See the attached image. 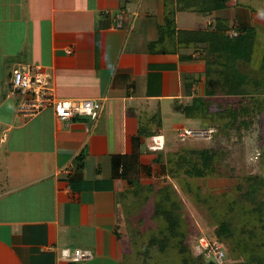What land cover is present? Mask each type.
Returning <instances> with one entry per match:
<instances>
[{"label": "crops", "instance_id": "obj_1", "mask_svg": "<svg viewBox=\"0 0 264 264\" xmlns=\"http://www.w3.org/2000/svg\"><path fill=\"white\" fill-rule=\"evenodd\" d=\"M224 1L214 0L209 12L176 8L175 29L205 30L215 17L227 20L229 35L237 25L251 26L255 69L264 8ZM170 2L176 4L0 0V264H124L132 205L164 184L179 192L181 177L220 173L221 148L185 143L177 133L184 127L232 133L246 95L208 91L199 52L160 35ZM156 9L157 31L148 35ZM179 12L191 13L190 23L180 25ZM19 64L48 72L58 97L98 102V117L62 120L51 107L19 116L16 97L7 93ZM153 136L160 148H149ZM120 156L114 172L112 157ZM76 248L90 250L91 259L65 258Z\"/></svg>", "mask_w": 264, "mask_h": 264}, {"label": "trees", "instance_id": "obj_2", "mask_svg": "<svg viewBox=\"0 0 264 264\" xmlns=\"http://www.w3.org/2000/svg\"><path fill=\"white\" fill-rule=\"evenodd\" d=\"M166 6L164 30L160 35L165 39L169 38L171 43H176L181 49L199 52L206 62L208 91L215 94L249 96L252 107L262 110L264 108V46L260 63L254 69L250 65L255 41L254 28L248 25H237L235 35H229L226 33V30L229 29L227 20L215 17L214 24L209 25L208 29H178L176 31L174 20L176 8L190 10L193 7L194 10L203 11L204 9L209 12L215 8L214 0H176L174 6L172 2ZM249 113L246 110V114ZM124 158L123 156L112 157L114 172H117L121 166V160ZM262 164L264 166V149L262 150ZM244 182L246 186L243 188L241 197L251 202L253 211H245L246 206H242L240 213L242 211L243 213L239 217L242 232H239L240 229L237 231V227L233 226L231 221L222 217L218 218L214 232L207 234L222 242L227 255V261L223 264H229V251L237 259L232 264H264L263 235L251 236V238L246 235L250 223L260 221L264 211V201L263 204L260 203L261 198H264V177L249 176L244 179ZM178 187L181 191V186ZM154 196L151 219L157 221L160 229L165 232L161 238L155 236L150 238L148 245L158 246L163 253L175 254L179 258L180 264H204L209 258L200 255L194 247L191 236L194 231H191L190 228V233L188 232V223L183 216L181 203L183 198H180L178 190L171 184H164L153 191ZM149 199L150 196L143 199L139 204L140 209ZM135 213L132 211V215ZM128 218L129 214L126 219ZM136 219L138 221L139 217ZM128 255L126 253L125 257Z\"/></svg>", "mask_w": 264, "mask_h": 264}, {"label": "rangeland", "instance_id": "obj_3", "mask_svg": "<svg viewBox=\"0 0 264 264\" xmlns=\"http://www.w3.org/2000/svg\"><path fill=\"white\" fill-rule=\"evenodd\" d=\"M235 0H225L224 2ZM251 4L256 9L264 8V0H236ZM231 13L230 7H228ZM225 14V13H224ZM191 13L179 12V24L190 23ZM160 11L156 9L154 18L150 21L148 35H153L157 30L153 23L159 19ZM189 20V22L187 21ZM242 95V94H240ZM251 97L246 96L244 112L238 120L232 133L226 132L223 135L213 127H195L204 131L202 136L191 138L185 141L189 144L207 143L211 147H219V155L223 161L220 173L216 176L205 177H181L176 179V183L181 186L178 192L183 198V216L188 223V232L194 231L192 241H196L197 234H212L216 227L218 218L224 217L237 227V231L242 232V224L239 221L242 206L245 211H253L250 201L241 197L243 188L246 186L244 179L249 176L264 177V166L262 164V150L264 149V108L258 110L252 107ZM249 104V105H247ZM246 110L250 113L247 115ZM244 120V121H243ZM243 121V122H242ZM218 148V149H219ZM183 190V191H182ZM183 193V194H182ZM261 197V196H258ZM262 202L264 198H261ZM155 196L145 203L140 209V205L132 207L136 213L126 219L128 221V233L130 232V253L124 257V264H180L179 258L173 253H163L158 246H149L150 238L153 236L161 238L164 235L163 229L157 221H152L151 210ZM138 221H136L138 218ZM191 226V227H190ZM252 226V229H251ZM248 237L263 235L264 237V211L260 221L252 222L249 225ZM250 232V234H249ZM223 241V240H222ZM226 245L225 241H223ZM229 264L237 260L235 255L229 251ZM227 261V260H226ZM226 261L224 263H226ZM217 260L209 258L204 264H215ZM219 264V263H218Z\"/></svg>", "mask_w": 264, "mask_h": 264}, {"label": "built area", "instance_id": "obj_4", "mask_svg": "<svg viewBox=\"0 0 264 264\" xmlns=\"http://www.w3.org/2000/svg\"><path fill=\"white\" fill-rule=\"evenodd\" d=\"M7 93L17 99L16 111L24 118L36 115L46 107H51L54 115L62 120L76 115L96 119L99 115L100 104L89 98H64L54 94L52 78L48 72L38 65L19 64L12 69ZM204 131L197 128H181L178 137L182 140L202 136ZM149 148H160L158 137L153 136L148 141ZM195 249L206 258H213L223 264L227 260L222 242L205 233L197 236ZM71 262L91 259L92 253L88 249L76 248L72 252L64 253Z\"/></svg>", "mask_w": 264, "mask_h": 264}]
</instances>
